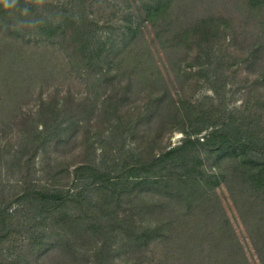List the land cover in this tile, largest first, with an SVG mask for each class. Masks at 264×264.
Instances as JSON below:
<instances>
[{"label": "rangeland", "instance_id": "1", "mask_svg": "<svg viewBox=\"0 0 264 264\" xmlns=\"http://www.w3.org/2000/svg\"><path fill=\"white\" fill-rule=\"evenodd\" d=\"M36 7L34 14L17 8L0 17V205L17 210L13 217L19 224L0 250V264H264V190L246 183L236 160H219L209 150L202 153V169L217 178L199 197L176 200L177 193L165 187H128V198L113 204L119 219L128 221L111 226L103 219L100 232L73 229L71 247H59L64 238L54 234L61 231L52 232L50 220L35 223L29 202L15 200L28 182L67 191L72 181L64 172L93 159L112 168L141 153L148 158L179 146L186 138L181 130L196 128L202 111L213 112L221 123L239 120L264 136V7L252 11L246 0H177L156 27L144 17L143 0H41ZM57 8L87 18L105 43L90 69L72 60L60 38L39 36L38 13L51 18ZM213 16L228 24L213 29L201 46L202 33L184 41V31ZM129 26L140 28L131 44ZM132 82L123 112L146 111L153 99L163 98V107L175 103L181 116L167 120L166 108H158L135 132L118 127L120 132L112 134L120 122L104 113L110 98ZM87 99V111L76 115V104ZM192 109L196 114L188 120L185 113ZM166 121L171 123L165 126ZM62 129L59 144L56 134ZM207 133L198 135L201 141ZM85 185L73 176V192ZM90 192L86 188L82 198L86 204L69 206L81 210L86 224L98 216ZM30 225L35 236L48 237L44 247L34 245ZM148 227L149 234L139 240Z\"/></svg>", "mask_w": 264, "mask_h": 264}, {"label": "trees", "instance_id": "2", "mask_svg": "<svg viewBox=\"0 0 264 264\" xmlns=\"http://www.w3.org/2000/svg\"><path fill=\"white\" fill-rule=\"evenodd\" d=\"M34 1L0 0V17L5 18L7 13L12 11L17 12V8L29 15L31 13H37L36 5L41 0ZM176 1L177 0H143L145 19L154 27L161 22H165ZM246 1L252 11L257 10L259 7H264V0ZM69 12L68 8H57L56 13H52L51 18L42 13H38L40 20L35 21V23H37L36 29L39 31V36L46 41L60 38L61 44L63 46L67 44V50L71 51L69 55L72 56V60L77 61L78 63L82 62L84 63L83 68L90 69L93 66V63L97 62L101 56V52L104 50L102 49L104 47L101 46L105 45V43H102L103 41L99 39L96 34L97 32L90 27L87 18L81 16V19L78 20L76 14ZM227 24L228 22L225 18H217L214 16L199 19L190 29L184 31L181 36L185 39L184 41H187L188 38L195 37V35H200V33H202V37H200V40L198 41L201 46V40L203 41L210 37V33L212 34L213 29L214 31H218V29L223 28V26H226ZM139 30V27L134 28L133 26H129L127 32L130 39L129 44L139 38ZM208 55H210V53ZM124 63L125 60L123 58L120 61L119 70L122 69ZM76 67L78 66H74V69H76ZM124 69L125 67H123V70ZM126 75H128V72ZM133 86V82L122 86L120 88V96L110 98L111 102L104 114L106 116L112 115L119 120L121 125L113 127L112 134L120 132L118 127H121L122 133L127 132L128 130L125 129L129 127L135 132L136 129L143 125V123L150 122L152 119V112L158 110V108H166L165 111L167 114L165 115V118H168L167 120L173 121L174 117L177 118V116H181V108L175 103L174 105L170 104L169 108L168 105L167 107H163V98L153 99L151 108L146 111L135 107L136 110L130 108L126 110V112H123L121 110V103L123 99L128 96L129 90ZM155 88L156 85L153 83L152 94H155L153 91ZM88 103V99L85 103H77L75 109L77 112H75V114L83 115L87 111V108L83 105ZM136 111L137 114L135 115ZM193 113L196 114V110L192 109L185 113L188 120L191 119L190 117ZM197 118L198 119L195 120V122L198 123L196 128H191V130L190 128L181 130L186 135V138L179 146L173 147L158 155L152 154L148 158H142V154L144 153H141L139 158L136 157V159L131 157L132 160L129 158V161L126 163L123 162L122 166L119 163L117 165H112V168L111 166H106L105 162L101 164L100 162H97V159H93L92 161L76 166L73 173H70L69 171L64 172L66 174L64 177H66L68 183H71L72 181V184L69 185L67 191L62 189L54 190L39 185L36 186L28 182L24 185L25 189L23 190V193L20 197H17V199L15 198V200L23 199L29 202L35 223L36 219L43 223L50 220L52 232L55 231L54 229L58 228L59 231L67 233L61 236V232L55 231L54 234L59 238H64L58 246L61 245L67 248L68 246L71 247L69 232L71 231L73 234V229H77L75 232L81 233H90L91 231L100 232V230L105 228L103 225L105 223L103 219L107 218L105 220V225L110 224L111 226H114L116 222L120 224L128 221V218L119 219L117 210L113 208V204L118 205V203L128 198V192L126 191L128 187H132V189L165 187L166 189L174 190L177 193L176 200L196 199V196L201 193L200 191L203 188L211 185L212 178H217L216 175H209L202 169V153L204 150H209V153L211 154L218 153L219 160L226 158L236 160L238 168L244 171L243 176L245 177L246 183L251 184L255 190H264V136H258L255 131L251 130L255 129V127L248 124H242L239 120H233V122L230 121L229 123H221V119L215 118L213 112L208 114L207 112L202 111ZM122 120L125 121V124L122 123ZM183 120L186 119H180V121ZM170 123L171 122L166 121L165 126ZM234 124L237 125V127L233 126ZM206 131L208 133L206 134L204 141H201L198 135ZM64 132L65 129H62L56 134L57 139H59V144L64 143V139L62 138ZM193 135L196 137L193 138ZM52 140L53 139H51V141ZM38 149H40V147H38ZM19 152L23 153L25 150ZM255 156H258L262 161L255 160ZM112 160V163L116 162ZM20 161L21 163L23 162V157L20 158ZM119 168L120 172L117 173L116 171ZM73 176L76 181L86 183L85 187L78 192H73L72 189ZM57 179L58 175L53 177V182H56ZM58 185H60L61 188L67 187L65 184ZM86 188L91 189L90 193L93 195V209L94 207L98 209L96 212V215H98L96 216L97 218H93L88 224L85 223L86 221H84L85 219L81 214H78V212L81 213V210H72L69 207L70 204L75 202H79L81 205L86 204V202H84L85 200L82 201V198L86 193ZM6 205H0V250L8 240L7 237L14 234V226L19 225L16 224L13 217L17 210L13 212L10 210L9 206ZM142 208L143 213L148 212V208L146 209L143 205ZM93 209L91 210L93 211ZM74 210L77 212H74ZM109 212L113 213L114 217H109ZM101 216L103 217L101 218ZM149 227L147 228V231L142 229V233L139 235V240H143L145 236L149 234L151 231L148 230ZM27 229L32 236V240H34V245L37 246L38 249L44 247L46 241H48V237L38 238L35 236V234L38 233L36 229L32 228V225L27 227Z\"/></svg>", "mask_w": 264, "mask_h": 264}]
</instances>
